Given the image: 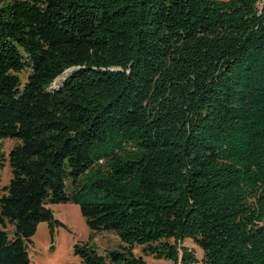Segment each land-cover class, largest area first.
<instances>
[{
    "label": "trees",
    "instance_id": "trees-1",
    "mask_svg": "<svg viewBox=\"0 0 264 264\" xmlns=\"http://www.w3.org/2000/svg\"><path fill=\"white\" fill-rule=\"evenodd\" d=\"M5 139L0 264L66 202L81 264H264V0H0Z\"/></svg>",
    "mask_w": 264,
    "mask_h": 264
},
{
    "label": "rangeland",
    "instance_id": "rangeland-1",
    "mask_svg": "<svg viewBox=\"0 0 264 264\" xmlns=\"http://www.w3.org/2000/svg\"><path fill=\"white\" fill-rule=\"evenodd\" d=\"M13 144L11 139L0 140V194L2 187L7 184L10 178L7 154ZM49 207L52 215L62 222L64 227L55 228L50 239L45 223H38L35 233L31 236V243L27 247L32 264H81L79 259L72 254V246L76 242L88 241L98 253L118 248L119 240L112 232L93 233L86 227L76 204L66 202L52 204ZM8 230L11 228L8 227ZM184 241V244L194 246L198 255L201 254L200 249L189 242L190 239L186 238ZM132 251L134 255H140L146 264H171L168 259L154 258L148 253H143L140 246H134Z\"/></svg>",
    "mask_w": 264,
    "mask_h": 264
}]
</instances>
